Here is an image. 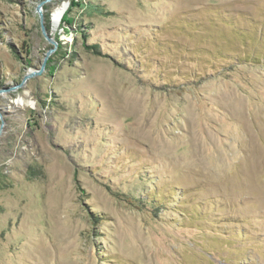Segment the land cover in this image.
Returning a JSON list of instances; mask_svg holds the SVG:
<instances>
[{
  "label": "rangeland",
  "instance_id": "374dc122",
  "mask_svg": "<svg viewBox=\"0 0 264 264\" xmlns=\"http://www.w3.org/2000/svg\"><path fill=\"white\" fill-rule=\"evenodd\" d=\"M0 264H264V0H0Z\"/></svg>",
  "mask_w": 264,
  "mask_h": 264
},
{
  "label": "bare ground",
  "instance_id": "6f19581e",
  "mask_svg": "<svg viewBox=\"0 0 264 264\" xmlns=\"http://www.w3.org/2000/svg\"><path fill=\"white\" fill-rule=\"evenodd\" d=\"M66 7L65 6H63V7H61L59 10H57L56 11V14H55V17H56V21H59L60 20V18H61V16L63 15V11H64V9H65ZM23 101V100H22ZM21 103V101H19V104ZM26 102L24 101V104H25Z\"/></svg>",
  "mask_w": 264,
  "mask_h": 264
},
{
  "label": "water",
  "instance_id": "95a60500",
  "mask_svg": "<svg viewBox=\"0 0 264 264\" xmlns=\"http://www.w3.org/2000/svg\"><path fill=\"white\" fill-rule=\"evenodd\" d=\"M38 12H40V8L37 9ZM36 74V73H33V75Z\"/></svg>",
  "mask_w": 264,
  "mask_h": 264
}]
</instances>
